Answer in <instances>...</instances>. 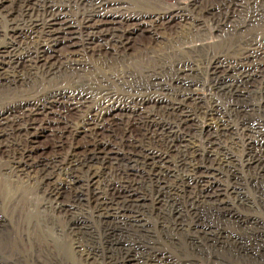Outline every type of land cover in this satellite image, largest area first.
Instances as JSON below:
<instances>
[{
    "label": "bare ground",
    "instance_id": "6f19581e",
    "mask_svg": "<svg viewBox=\"0 0 264 264\" xmlns=\"http://www.w3.org/2000/svg\"><path fill=\"white\" fill-rule=\"evenodd\" d=\"M176 1L170 13L136 17L114 0H0V99L23 97L0 107V161L13 178L3 192L36 185L63 222L58 242L27 215L16 234L26 255L264 264L256 222L234 215L231 227L228 216L253 205L239 167L264 190V0ZM171 22L179 29L167 33ZM206 22L218 50L181 47L205 39ZM139 26L158 43L135 69L128 49ZM95 222L116 237L107 250L91 246Z\"/></svg>",
    "mask_w": 264,
    "mask_h": 264
},
{
    "label": "rangeland",
    "instance_id": "374dc122",
    "mask_svg": "<svg viewBox=\"0 0 264 264\" xmlns=\"http://www.w3.org/2000/svg\"><path fill=\"white\" fill-rule=\"evenodd\" d=\"M114 1L123 2L126 4L128 3L129 9L127 10V13L133 14L136 17L139 14H149V13L154 14V13H159L162 10L170 13L176 9L175 8L176 6L174 4H173L174 6L170 5L172 0H145L147 3L144 4H142L143 0H114ZM210 1H214V0H210ZM176 2L179 5H184L189 3L190 0H177ZM205 24L206 27L209 29V34L205 39L195 40L191 43H186L181 47L193 50L197 47L202 48V46L203 47L211 46V52L217 51L218 48L216 47V43L219 41V38L214 33L211 24L209 22H206ZM0 25L3 26L4 22L0 21ZM160 26L161 25L157 24L153 28L159 29ZM176 29H179V24L175 22H171V24L168 25L167 28H165L164 30L167 33H171V32H175ZM132 39H133V43L128 49V53H130L131 55H139L137 62L134 64V68L137 69L141 65H146L148 63H151L152 61L150 60L149 56H147L143 50V47H145L150 41H154L155 44L158 43L155 40H153L150 29L146 30L142 26L137 27L132 33ZM65 49L66 46L64 44H61L57 47V53H62L65 51ZM206 69H207V64L205 63L202 65L201 70H206ZM200 82H201V78H200ZM198 94L202 96L208 95L207 89L203 88L201 86V83L198 86ZM19 99H23V97L14 96L9 98L4 96L0 99V107H5V109H7L8 107L11 106V104H13L16 100ZM59 108L61 109V107ZM118 115L120 116V114ZM201 125H206V122L201 121ZM234 125L236 127L238 126L237 124ZM118 135L119 133H117V136ZM39 138L45 141L46 136L40 135ZM77 141L79 143H83L84 137L79 136L77 138ZM4 168H5V164H3L0 161V264H59L61 262L59 259L51 258L52 257L51 255H47L40 251L35 252L34 257L30 255H26V252L27 250L29 251L30 247L24 246L22 243H20L16 234H18V232L20 231V227L24 223L27 215L31 214L34 215L36 218H39V224L41 225L39 229L44 233L46 237L60 242L62 238L61 236H58L57 232L53 231V227L55 225L62 226L63 222L60 221V219L52 218L47 214V211L43 208V206L46 204V197L42 194L41 191L37 189L36 185H31V184L27 185L26 182L16 184L17 185L16 193L12 196H7L3 192V189L7 186L9 182L13 181V178L6 173ZM240 170L242 169H240L239 167L237 170V174L239 175L238 180L241 183L243 182L244 185L246 184L245 187L242 184L243 187L246 188V192H247L246 198L248 200V203L253 205L245 208L231 206L229 210L232 211L233 214L230 213V211H228V216L230 217L231 220L229 222V226L234 227L237 221L235 216H241L249 220H254L256 222V225H253L252 227H256L258 231L264 234V190H262L261 186H259V184H256L250 178L247 170H244L245 173L243 172V170L242 171ZM239 171L241 173H239ZM244 176H246V178H244ZM247 181L249 182L247 183ZM222 183L227 186L229 184V180L225 179ZM89 223H91V220H89ZM99 226L100 225L95 222V224L94 225L92 224L91 228L89 229L93 233V234L92 233L89 234L92 235L91 246L93 245V247L100 248L102 250L103 249L107 250L111 246L110 243L111 241H113V243L117 242L115 240L116 237L113 235H109L110 234L109 231L105 230L104 227L102 226L99 227ZM93 227L95 229H93ZM97 230H99L100 232ZM94 232H96L97 234L96 233L94 234ZM98 233H100V235H98ZM94 235H96V237ZM97 235H98V239L100 240L97 239ZM102 236L104 237V239ZM256 243L258 244V242ZM101 245H103L102 246L103 248L101 247ZM254 247L257 248V245H254ZM36 248H38V244L36 245ZM15 252H20L23 257H16L14 255ZM225 259L229 261L227 258ZM72 260L74 263L80 264L73 257ZM235 263L236 262L229 261V264H235ZM97 264H108V263L105 261H101L98 262Z\"/></svg>",
    "mask_w": 264,
    "mask_h": 264
}]
</instances>
